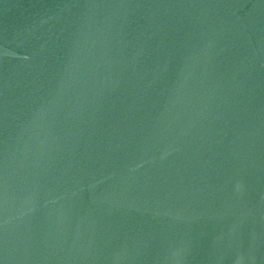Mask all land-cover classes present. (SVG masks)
<instances>
[{"label": "water", "instance_id": "1", "mask_svg": "<svg viewBox=\"0 0 264 264\" xmlns=\"http://www.w3.org/2000/svg\"><path fill=\"white\" fill-rule=\"evenodd\" d=\"M0 264H264V0H0Z\"/></svg>", "mask_w": 264, "mask_h": 264}]
</instances>
